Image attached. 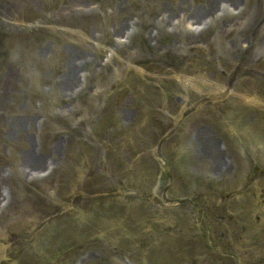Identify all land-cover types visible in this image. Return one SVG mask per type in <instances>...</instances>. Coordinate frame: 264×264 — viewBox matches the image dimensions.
<instances>
[{"label":"rangeland","instance_id":"rangeland-1","mask_svg":"<svg viewBox=\"0 0 264 264\" xmlns=\"http://www.w3.org/2000/svg\"><path fill=\"white\" fill-rule=\"evenodd\" d=\"M63 1L56 9L46 10L45 0H0V29L8 36L6 46L0 43V206L4 207L0 208V264H18L9 257L19 243L24 252L22 255L18 249L15 251L22 256L20 264H51L61 252L60 241L66 243L65 247L71 245V229L78 231L77 239L81 241H87L90 234L94 237L88 243L78 241L84 244L83 248L55 264H184L195 244L191 241L180 252L187 241L183 237L173 239V223L186 227V215L179 213L172 223L151 216L145 209L147 201H140V194L125 188L115 190V194L105 193L111 197L104 203V194L99 195L104 189L100 187L106 183L108 188H115V179L109 177L105 182L101 177H90L91 171H101L103 149L97 150L87 177L91 150L78 153L76 144L85 138L98 145L93 132L97 123L98 132L105 127L103 131L108 128L109 134H119L108 149L117 165L124 166L130 157L127 163L134 169V144L141 143L144 152L137 156L138 170H125L122 180H134L141 189H149L154 183L155 188L150 189L163 197L166 176L163 177V170L155 169L158 164L148 157L153 153L155 137L166 126L151 113L144 129V125L134 127L136 107L149 111L150 106L162 103L160 110L171 113L169 120L175 119L179 108L176 102H180L177 94L184 85L177 78L178 65L169 62L192 51L213 62L211 71L219 82L234 78L236 86L245 90L243 93L251 85L257 86L258 78L259 83L264 82V67L260 66H264V24L257 26L264 17V0H209L208 3L218 2L217 9H221L211 14L205 13L207 0H184L187 8H177L175 17L168 14L174 10L172 2L179 0H70L69 6ZM28 9L38 17L30 12L34 18L23 22L21 16L27 12L22 13ZM194 13L208 18L198 24L193 20ZM34 33L44 39L30 41ZM144 38L152 49L146 47ZM146 61L151 70L144 68ZM222 69L225 75L219 74ZM160 74L162 79L176 75L175 83H169L172 99L138 81L151 77L150 81L157 83ZM204 75L209 73L196 74ZM248 76L253 79L247 82ZM184 79L190 80V76ZM116 84L125 90L115 95L117 108L113 117L111 110L103 112V106ZM198 94L196 90L189 91V103ZM229 120L234 121L229 118L226 122ZM65 122L77 129L68 132ZM194 130L197 135L187 138L179 149L188 159L182 182H192V187L199 189L212 183L222 189L238 188V178L247 171L241 169H248L246 154L239 153L244 152L243 148L229 151L234 169L218 172L214 163L208 164L202 158L194 161L193 157L194 153L212 152L217 161L218 152L225 150L222 143L218 144L213 135L205 136L206 130L200 125ZM144 134L148 135L142 137ZM243 160L246 166L242 165ZM30 171L35 172L31 175L34 178L26 175ZM99 181L103 185L98 186ZM142 194L147 195L144 191ZM246 202L234 199L230 203L228 225L214 211V234H223L230 243L232 233H238L234 246L243 245L239 216L249 224L250 242L255 245L263 241L260 245L264 246V230L255 232L254 215H250ZM37 205L50 211L58 208L59 217L44 215ZM187 209L189 215L192 209L189 205ZM55 218L56 226L52 228L50 222ZM255 238H259L257 242ZM117 244L122 250L116 248ZM201 250L209 255L206 246ZM221 262L236 264L225 259Z\"/></svg>","mask_w":264,"mask_h":264},{"label":"bare ground","instance_id":"bare-ground-1","mask_svg":"<svg viewBox=\"0 0 264 264\" xmlns=\"http://www.w3.org/2000/svg\"><path fill=\"white\" fill-rule=\"evenodd\" d=\"M208 1H209V0H207V3H208ZM231 1L234 2L235 0H231ZM217 3H218V2H217ZM217 3H214V2H212V3H208L207 6H206V10H207V11H205V13H206V14H211V13L215 12L216 10H221L220 8L217 9V6H216ZM200 7H202V6H200ZM200 7H199V9H198L199 12H200ZM163 8H165V5L162 6V9H163ZM177 8H180V9H186L187 6H185V3H184V5H183L182 2H180V4H179L178 6L175 5V6H174V10L171 11V13L168 14L169 17H175L176 11H178ZM208 9H209V10H208ZM228 9H229V8H228ZM194 14H195V13H194ZM191 18H192V17H191ZM207 18H208V15H206V16H200V15H196V14H195V17H193V20H194V21H198L197 23H198V24H201V22H202L203 20L207 19ZM164 20H165V19H164ZM167 20H168V19H167ZM168 21H170V20H168ZM28 174H31V172H29Z\"/></svg>","mask_w":264,"mask_h":264}]
</instances>
